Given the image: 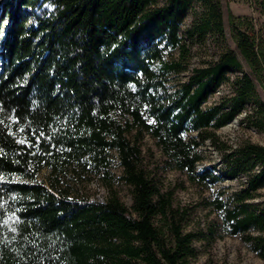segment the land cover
Returning a JSON list of instances; mask_svg holds the SVG:
<instances>
[{
	"label": "trees",
	"instance_id": "obj_1",
	"mask_svg": "<svg viewBox=\"0 0 264 264\" xmlns=\"http://www.w3.org/2000/svg\"><path fill=\"white\" fill-rule=\"evenodd\" d=\"M229 19L236 49L220 0H0V264H190L198 235L149 169L147 137L193 184L244 178L208 204L264 259V146L218 134L244 112L264 132V32ZM208 37L221 51L191 68ZM207 144L221 175L197 170Z\"/></svg>",
	"mask_w": 264,
	"mask_h": 264
},
{
	"label": "rangeland",
	"instance_id": "obj_2",
	"mask_svg": "<svg viewBox=\"0 0 264 264\" xmlns=\"http://www.w3.org/2000/svg\"><path fill=\"white\" fill-rule=\"evenodd\" d=\"M220 3L225 23L223 47L236 49L230 16L235 18L237 25L244 31L252 25L256 31L264 32V10L257 7L256 0H220ZM190 21L189 17L187 24ZM194 51H197V48ZM206 51V54H194L191 59V68L200 66L204 57L208 59L216 57L215 55L221 51V45H217L211 37H208ZM242 62L244 68L247 69V64ZM261 68L264 76V63ZM235 74L232 73L230 76L233 77ZM188 75V73L184 74L183 80ZM255 81L259 95L264 101V79ZM229 93L230 87L223 85L220 91L210 99V104L217 102ZM246 113L244 112L233 123L218 131L222 142L234 148L245 141L264 146V132L257 131L244 122ZM143 148L148 157L149 169L158 175L164 190H174V207L187 212L186 230L198 235L194 243L197 256L191 260L190 264H264V259L259 257L240 237L225 232L221 226L219 213L208 204L217 199L222 200L225 195L241 188V184L245 182L244 178L226 180L212 186L193 184L185 173L164 167L165 158L151 138L145 139ZM199 152L203 156V162L200 163L197 170L202 172L206 167L221 175L223 161L219 150L207 144L200 147ZM115 165L114 173L120 175L121 169L118 167V161L115 162ZM46 175L47 173L44 171L39 179L43 180ZM88 188L95 199L103 201L106 197V190L96 179L89 184ZM117 189L122 200L128 207H131L132 199L129 188L119 182ZM258 199L264 200V189L260 191ZM212 225L216 228L214 236L209 231Z\"/></svg>",
	"mask_w": 264,
	"mask_h": 264
},
{
	"label": "bare ground",
	"instance_id": "obj_3",
	"mask_svg": "<svg viewBox=\"0 0 264 264\" xmlns=\"http://www.w3.org/2000/svg\"><path fill=\"white\" fill-rule=\"evenodd\" d=\"M216 94V93H215ZM209 103H210V101H209Z\"/></svg>",
	"mask_w": 264,
	"mask_h": 264
}]
</instances>
